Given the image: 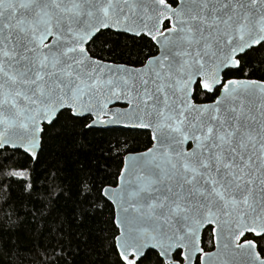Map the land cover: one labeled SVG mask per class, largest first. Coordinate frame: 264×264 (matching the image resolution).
<instances>
[{"label":"snow or ice","instance_id":"1","mask_svg":"<svg viewBox=\"0 0 264 264\" xmlns=\"http://www.w3.org/2000/svg\"><path fill=\"white\" fill-rule=\"evenodd\" d=\"M112 32L158 54L141 67L110 62L97 45L115 55ZM255 54L264 61V0H0L4 205L18 190L26 216L67 236L55 264L98 245L112 264L149 252L156 264H264L245 238H264V81L233 75ZM109 125L151 134L114 186L87 162L118 148L92 143ZM51 148L75 161L74 182L59 159L44 161Z\"/></svg>","mask_w":264,"mask_h":264},{"label":"trees","instance_id":"2","mask_svg":"<svg viewBox=\"0 0 264 264\" xmlns=\"http://www.w3.org/2000/svg\"><path fill=\"white\" fill-rule=\"evenodd\" d=\"M111 39L118 41V47L114 50L115 55L108 51V45H97L98 55L110 62L139 66L149 56L157 53V49H149L139 38L133 39L128 34L117 35L112 32ZM242 64L243 67L233 73L236 78L264 81V61H261L259 54L243 57ZM201 102H204L203 98H201ZM150 136L149 131L142 129L99 128L92 143L103 147L111 142L112 145H118V148H113L111 157H108L107 154L101 155L98 151L88 153L87 162L96 170L98 182L102 181L104 185L114 186L119 170L123 167V157L129 152H139L150 147ZM43 159L50 167L59 159L65 165L70 179L73 182L77 179L75 161L65 159L54 148L46 151ZM13 194L16 199L9 200V204L5 206L3 202L9 197V192L6 189L0 190V264H55L53 249L58 250L59 243L67 244V236L65 235L61 239L60 234L54 232L55 225L51 218L45 222L34 221L32 215L26 216L25 212L32 209V203L26 199H20L18 190L14 189ZM33 199L35 200L37 197L34 196ZM13 205L17 209L16 211H13ZM37 208H39L38 204ZM107 215L106 212L105 216ZM6 238H10L7 247L3 243ZM245 238L253 239L258 245L257 251L261 256H264V238L254 237L251 234H246ZM11 241L16 243H11ZM201 245L206 251L213 248L211 226L203 230ZM105 252L106 248L99 245L96 250L82 247L78 264H112L115 257L110 253L106 255ZM147 255L149 258L142 259L141 264H156L155 257L150 252ZM195 264H199L198 260Z\"/></svg>","mask_w":264,"mask_h":264},{"label":"water","instance_id":"3","mask_svg":"<svg viewBox=\"0 0 264 264\" xmlns=\"http://www.w3.org/2000/svg\"><path fill=\"white\" fill-rule=\"evenodd\" d=\"M158 54V49H157V53L155 54V55H157ZM147 60V59H146ZM146 60H145V62H146ZM144 62V63H145ZM113 63H115V62H113ZM143 63V64H144ZM124 64V63H123ZM143 64H141V65H139V66H132V65H127V64H125V65H127L128 67H141ZM241 79H250V78H241ZM255 80H258V79H255ZM259 81H262V80H259ZM104 127H123V126H119V125H109V126H104ZM132 129H134V128H132ZM142 130H146V129H142ZM147 131H149L150 132V130H147ZM144 151V150H143ZM139 152H142V151H139ZM134 153H136V152H133L132 154H134ZM129 153H127L126 155H128ZM203 232V231H202ZM202 237V236H201ZM213 248L211 249V250H209V251H206V252H211V251H215V243H214V240H213ZM261 258H264V256H261ZM196 260H198V262H199V256H197V258H196ZM196 260H195V262H196Z\"/></svg>","mask_w":264,"mask_h":264},{"label":"rangeland","instance_id":"4","mask_svg":"<svg viewBox=\"0 0 264 264\" xmlns=\"http://www.w3.org/2000/svg\"><path fill=\"white\" fill-rule=\"evenodd\" d=\"M202 239V238H201ZM202 244V243H201ZM214 245V244H213ZM202 246V245H201ZM206 251V250H205ZM207 251H209V250H207Z\"/></svg>","mask_w":264,"mask_h":264},{"label":"flooded vegetation","instance_id":"5","mask_svg":"<svg viewBox=\"0 0 264 264\" xmlns=\"http://www.w3.org/2000/svg\"><path fill=\"white\" fill-rule=\"evenodd\" d=\"M202 238V237H201Z\"/></svg>","mask_w":264,"mask_h":264}]
</instances>
